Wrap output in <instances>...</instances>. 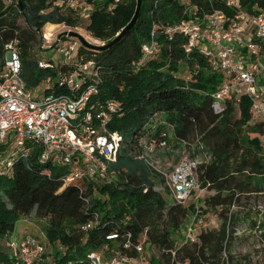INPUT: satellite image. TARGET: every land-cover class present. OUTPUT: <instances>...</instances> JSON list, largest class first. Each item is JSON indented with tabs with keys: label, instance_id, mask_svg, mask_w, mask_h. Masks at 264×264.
Wrapping results in <instances>:
<instances>
[{
	"label": "trees",
	"instance_id": "16d2710c",
	"mask_svg": "<svg viewBox=\"0 0 264 264\" xmlns=\"http://www.w3.org/2000/svg\"><path fill=\"white\" fill-rule=\"evenodd\" d=\"M53 1L0 0V70L4 46L16 40L21 77L30 89L50 79L43 94H68L59 85L65 75H76L84 87L98 80L91 101L117 103L107 128L120 141L104 178L87 182L64 183L67 170L39 161L37 150L26 159L13 156L10 172L0 174V264H12L8 245L17 237L15 225L31 217L47 222L42 228L47 250L40 264H84L87 254L102 248L112 233L118 235L121 249L128 234L131 247L144 237L145 250H157L158 255L150 256L152 264L169 263L172 252L174 263L226 264L223 252L230 261L241 241L234 236L236 228L264 230V154L257 138L264 127L249 123L250 102L241 98L237 116L230 103L220 114L212 111L207 94L218 87L221 75L210 70L202 54H186L180 34L168 38L161 31L185 18L180 0H142L135 25L116 41L134 15L136 0L114 7L109 0H94L86 30L104 42L103 49L81 45L77 65L63 63L57 68L28 58L44 25L77 24L76 12L59 11L52 7ZM237 1L246 12L264 13V0ZM189 2L204 11L233 14L225 8L226 0H215L212 7L203 0ZM18 17L25 29L16 24ZM153 27L159 53L136 69L132 65ZM184 71H189V80ZM168 135L169 150L184 146L191 158L206 156L197 166L199 187L206 189L199 201L220 225L202 230L194 242L185 243L182 234L191 218L188 208L166 209V201L155 190V181L162 186V178L138 159L142 141L157 151V144ZM4 149L0 146V152ZM95 217V227L83 232L81 226Z\"/></svg>",
	"mask_w": 264,
	"mask_h": 264
},
{
	"label": "built area",
	"instance_id": "2783aa9c",
	"mask_svg": "<svg viewBox=\"0 0 264 264\" xmlns=\"http://www.w3.org/2000/svg\"><path fill=\"white\" fill-rule=\"evenodd\" d=\"M93 1L54 0L52 7L59 11H74L78 16L81 14L89 19ZM109 1L114 7L124 0ZM203 1L212 7L215 0ZM180 2L185 5V18L176 25L163 26L161 31L168 38L175 33L180 34L185 40L184 52L202 54L210 70L221 75L218 87L207 94L212 111L222 113L227 103L239 109L241 98H246L250 102L249 123H262L264 127V13L246 12L237 0L225 2V8L233 11L231 16L224 10L204 11L190 5L189 0ZM155 28L151 30L150 40L142 44L140 58L132 65L136 69L159 53V45L154 40ZM4 49L0 70V146L5 149L0 152V174L10 172L14 155L19 154L26 159L37 150L39 161L67 170L64 183L104 178L108 163L116 158L120 141L107 128L117 103L108 101L100 105L92 102L100 82L94 79L84 87L74 74L59 79V85L67 89L68 94L35 95L39 86L51 84L50 79L34 89L28 88L21 77L17 41H9ZM73 49L74 45L68 44L63 52L70 57ZM190 78L191 75L186 79ZM259 137L260 144L264 143V132ZM157 146L160 152L171 151L167 140L160 141ZM138 159L160 175L162 188L173 205L186 206L194 193H197L194 202L198 205L201 195L206 193L205 188L199 187L197 166L203 161L198 156L191 158L190 153L182 151L181 158L170 170L160 168V157L154 158L145 149ZM97 221L95 217L81 229L87 232L95 227ZM250 232H258L264 237V230L255 228L250 231L245 227L236 228L234 236L241 238L244 237L241 235ZM45 238L42 231L35 235L26 230L20 231L8 245L11 263L40 264L47 250ZM129 238L130 234L121 249L117 243L118 235H107L106 244L89 252L84 264H152L144 248L146 239L142 237L131 247ZM195 240L196 237L187 233L184 236L185 243ZM128 249L132 252H127ZM235 253L231 254L229 261L226 252H223L222 260L226 264H251L252 255L250 258L245 255L244 259ZM174 254L172 252V258L166 264H180L174 263Z\"/></svg>",
	"mask_w": 264,
	"mask_h": 264
},
{
	"label": "rangeland",
	"instance_id": "374dc122",
	"mask_svg": "<svg viewBox=\"0 0 264 264\" xmlns=\"http://www.w3.org/2000/svg\"><path fill=\"white\" fill-rule=\"evenodd\" d=\"M126 1V0H125ZM123 1V2H125ZM6 2V4H8ZM78 16V14H77ZM90 21L88 18L81 16V14L78 16V21L75 27H67L65 25H55L56 28L53 27L54 25H44L43 28L40 30L39 35H36V38L38 39L37 45L35 46L34 50L31 51L28 58L33 59L35 61H42V62H50L55 68L59 67L60 64H78L77 60V52L78 49L81 46L80 40L78 35L85 40L87 43L94 45V46H100L103 45L104 42L97 40L93 38L90 33L86 30L87 26L89 25ZM16 24L19 26L20 29H25L26 25L24 23V20L21 17H18L16 19ZM66 31H71L76 36H67L64 34ZM68 44H73L74 49L71 53L70 57H67L65 53L63 52L64 49L67 48ZM42 47V49L40 48ZM190 75L189 71H184L183 77L188 78ZM47 85L42 84L35 90V95L38 93L42 95L43 89H45ZM40 91V92H39ZM235 116L238 115V109L235 108ZM258 141L260 142L261 139L259 136H257ZM172 138L171 135H168L167 141L171 142ZM148 143V142H147ZM142 141V144L144 146V149L154 156V158L160 157V168H164L166 170H170L172 166H174L178 160L182 156V151L188 152V149L184 146H180L179 150L177 152L175 151H161L157 150L156 152L150 151L153 147L150 144H147ZM261 148L263 150L264 154V143H261ZM206 156H199V159L201 161L205 160ZM155 190L160 192L162 195V198L166 201V209L169 206L173 205L172 200L167 195V193L163 190L162 186L158 183V181H155ZM192 198L187 202L186 207L188 208L190 212V221L188 222L186 228L182 230L183 238L186 236V233L196 237L202 230H209L213 228H218L220 225V222L211 215L206 207H204L200 201L198 205L195 204V196H197V193L192 194ZM46 220H39L34 217L28 218L27 220L20 221L15 225V232L14 236H17L20 230L24 229L30 234H38L40 231H43V227L46 225ZM192 224V228H191ZM45 236V235H44ZM244 237H241V241L237 243L235 247V254L238 256H250L252 255L251 264H264V237L259 236L258 232H250L246 233L245 235H241ZM46 237V236H45ZM261 237V238H260ZM46 242H48L47 238H45ZM260 242H263L260 244ZM259 246V248H257ZM6 250V249H5ZM146 256H156L157 250L154 248H149L148 250H145ZM45 260V257H43V262Z\"/></svg>",
	"mask_w": 264,
	"mask_h": 264
},
{
	"label": "water",
	"instance_id": "95a60500",
	"mask_svg": "<svg viewBox=\"0 0 264 264\" xmlns=\"http://www.w3.org/2000/svg\"><path fill=\"white\" fill-rule=\"evenodd\" d=\"M141 2H142V0H136V9H135V12H134V15H133L131 21L121 31V33L116 37L115 41L118 40L123 34H125L127 31H129L135 25L136 21L139 18ZM64 34L67 35V36H76L77 35V34L71 32V31H66V32H64ZM78 37H79V40H80L81 45L88 46V47H92L91 44L87 43L79 35H78ZM94 48H96L97 50H101V49L104 48V46H94Z\"/></svg>",
	"mask_w": 264,
	"mask_h": 264
}]
</instances>
